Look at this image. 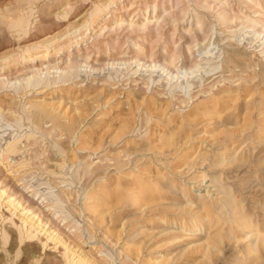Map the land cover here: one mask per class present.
Returning a JSON list of instances; mask_svg holds the SVG:
<instances>
[{
    "label": "rangeland",
    "instance_id": "obj_1",
    "mask_svg": "<svg viewBox=\"0 0 264 264\" xmlns=\"http://www.w3.org/2000/svg\"><path fill=\"white\" fill-rule=\"evenodd\" d=\"M0 264H264V0H0Z\"/></svg>",
    "mask_w": 264,
    "mask_h": 264
}]
</instances>
